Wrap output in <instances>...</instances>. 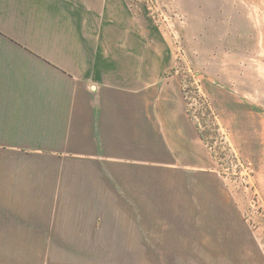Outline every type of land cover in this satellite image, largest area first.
<instances>
[{"label": "crops", "instance_id": "0c3cea01", "mask_svg": "<svg viewBox=\"0 0 264 264\" xmlns=\"http://www.w3.org/2000/svg\"><path fill=\"white\" fill-rule=\"evenodd\" d=\"M144 23L0 0V242L22 264H264L237 192L189 168L200 137Z\"/></svg>", "mask_w": 264, "mask_h": 264}, {"label": "rangeland", "instance_id": "374dc122", "mask_svg": "<svg viewBox=\"0 0 264 264\" xmlns=\"http://www.w3.org/2000/svg\"><path fill=\"white\" fill-rule=\"evenodd\" d=\"M124 4L164 46L172 96L199 134L189 168L217 170L264 234V0ZM11 244L0 242V264H22Z\"/></svg>", "mask_w": 264, "mask_h": 264}]
</instances>
